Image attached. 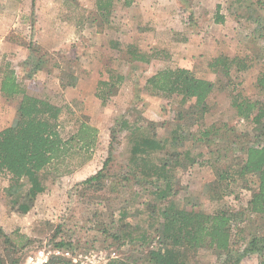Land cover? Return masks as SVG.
Listing matches in <instances>:
<instances>
[{
    "label": "rangeland",
    "instance_id": "rangeland-1",
    "mask_svg": "<svg viewBox=\"0 0 264 264\" xmlns=\"http://www.w3.org/2000/svg\"><path fill=\"white\" fill-rule=\"evenodd\" d=\"M95 1L0 0V69L9 61L31 91H47L57 101L70 102L75 115L87 116L89 123L98 128L97 145L91 149L90 157L82 152L67 158L59 172L53 171L46 179V190L26 200L30 206L28 211H19L13 201L14 192L22 186H11L13 182L9 176L0 177V226L18 243L34 239L28 256L19 264H31L29 257L39 256L41 252L49 258L45 264H52L50 258L58 250L53 245L62 239L61 236L72 243L68 250L59 249L70 251L71 256L65 257L70 258L72 264H81L82 260H87L86 256L92 257L100 251L117 252L118 256L111 257L110 262L123 258L130 250L101 233V228L111 222L108 216L111 211L123 207H126V219L130 223L138 228L148 227L152 212L147 203H143L145 201H140L142 197L137 194V186H131L130 182L126 186L116 185L128 157L127 132L120 127L124 118L153 126V131L162 137L169 136L175 124L181 122L179 111L183 112L184 121L192 122L193 118L195 123L190 130L195 135H186L185 146L194 154L202 152L203 156H198L193 164H181L175 169L172 195L180 198L188 209L199 211L213 213L222 206L208 187L215 179V171L206 162L212 156L210 150L220 156L236 157L237 149H233L241 141L253 145L264 142V138L257 137L253 125L237 115L230 100L236 85L244 89L248 97L264 104V89L257 86V77L264 71V9L256 5V0H131V5L119 0L108 14L99 12ZM219 15L224 19L219 21ZM117 40L136 41L143 49L159 45L168 51L150 63L126 61L110 46V41ZM32 46L48 50L51 57L34 73L33 66L27 63ZM219 54L231 57L251 54L252 65L246 71L236 73L233 70L231 79L236 84L228 85L229 77L209 67L210 60ZM177 66L220 83L208 98L209 110L204 115L188 118L185 110L194 101L183 104L180 97L178 100L176 96L147 89L149 77L167 67ZM106 67L122 73L125 78L117 85L119 91L103 105L97 92L98 81L108 79ZM62 72L77 75L76 84L61 88V79L67 78ZM14 114V106L0 93V130L12 122ZM64 116L71 115L66 112ZM66 122V135L69 136L72 128L75 131L76 122ZM211 126L218 132L201 139L200 132ZM114 129L117 139L112 162L107 168L105 182L108 187L99 193L102 197L98 201H84L93 189L89 188L83 196V181L104 166ZM249 185L255 183L250 181ZM233 189L236 191L226 195L224 205L247 211L252 191L243 188L242 181ZM146 196L151 204L161 205L149 193ZM245 216L248 222L243 233L238 237L233 230V238L240 242L237 245L241 246V252L245 251L232 264H257L259 261L258 252L250 250V234H264V218L248 213ZM57 226L61 227L58 232ZM244 234L247 241L242 239ZM6 245L0 236V253H4ZM192 257L196 264H226L225 253L214 248H199Z\"/></svg>",
    "mask_w": 264,
    "mask_h": 264
},
{
    "label": "trees",
    "instance_id": "trees-1",
    "mask_svg": "<svg viewBox=\"0 0 264 264\" xmlns=\"http://www.w3.org/2000/svg\"><path fill=\"white\" fill-rule=\"evenodd\" d=\"M95 3L99 12L108 14L119 0H96ZM125 3L131 5V0H126ZM255 3L264 9V0H256ZM222 19L224 16L219 15L218 20ZM110 46L126 61L146 63L168 51L166 47L159 45L143 49L136 41H110ZM30 51L27 63L33 66V73L42 68V63L51 59L48 50L41 51L32 46ZM112 59L113 57L110 58ZM252 59L251 54L244 57L219 54L210 60L209 67L231 79L233 70L236 73L248 70ZM5 64V68L0 69V93L6 102L14 106L15 114L12 122L0 130V177L9 176L13 182L11 186H22L21 190L14 192L13 201L19 211L26 212L30 208L26 200L34 199L46 190V179L54 172H59L60 166L67 158L82 152L87 153L86 157H90L91 149L97 145L98 128L89 123L87 116L75 115L70 102L57 101L47 91H31L26 87L27 84L19 79L15 69L11 68L10 62L6 61ZM55 64L58 65L56 62ZM107 72L108 79L98 81L97 96L103 105L107 104L111 95L119 91L120 86L117 85L125 78L122 73L113 69L107 68ZM62 73L67 78L61 79V88L76 84L77 75L71 72ZM230 82L228 85L236 84L232 79ZM219 84L197 76L189 68L177 66L167 67L149 77L146 87L157 94L176 96L178 100L180 97L183 104L194 101V104L185 110L190 118L197 114L202 116L209 110L208 98ZM257 86L264 89V71L257 77ZM233 90L235 92H232L230 97L232 107L241 119L253 125L254 131L258 132L257 137L263 139L264 104L248 97L245 90L238 89L236 85ZM66 112L71 115L69 118L64 116ZM183 117V112L179 111L181 122H177L166 137L159 136L153 131V126L140 123V120H121L120 127L127 132L128 157L116 185L126 186V183L130 182L131 186H137V194L142 197L140 201H145L143 203H147L152 213L148 227L138 228V225L126 219V207L111 211L108 215L111 222L101 228V233L118 241L119 246H125V249L130 251L123 258L121 256L109 264H196L192 261V256L196 250L204 247L223 251L226 256L225 263L232 264L240 259L245 251L241 252V246L237 245L240 242L233 238V230H236L238 237L243 233L247 227V213L264 218V142L253 145L242 144L241 141V144L233 149H237L236 157H228V154L220 156L221 154L210 150L212 156L206 162L215 171V179L208 187L216 200L222 203L215 212L188 209L180 198L172 195L175 169L181 164H193L198 160V156H203L202 152L194 154L191 148L185 146L186 135H195L194 131L190 130L195 121L191 118L192 122H187ZM66 120L76 122L75 131L73 132L72 128L69 136L65 130ZM116 132V129L112 131L109 157L104 166L83 181V196L87 195L89 188L93 189L88 200L83 199L84 201H98L97 199L102 197L99 193L108 187L105 179L108 175L107 168L113 159ZM216 132L218 129L215 126L202 130L201 139ZM241 181L243 188L252 191L247 211L244 212L224 205L226 195L234 193L236 190L233 186ZM250 181L255 185L250 186ZM148 193L161 205L151 204L146 196ZM60 230L61 227L57 226L56 232ZM250 235V250L258 252L257 264H264V234L254 232ZM0 236L7 244L4 253H0V264H19L28 256L31 244L34 243L33 238L21 243L16 242L1 226ZM61 237L62 239L53 245L54 248H71V241ZM246 238L247 235L244 234L242 239ZM50 261L52 264H72L70 258L62 255H52Z\"/></svg>",
    "mask_w": 264,
    "mask_h": 264
},
{
    "label": "built area",
    "instance_id": "built-area-1",
    "mask_svg": "<svg viewBox=\"0 0 264 264\" xmlns=\"http://www.w3.org/2000/svg\"><path fill=\"white\" fill-rule=\"evenodd\" d=\"M56 255H64V256H71L70 251H64L63 250H56L55 251ZM110 255V256H109ZM118 254L115 250H112L110 254H107L103 251H100L94 255H92V257H88L86 256L87 260H82L81 264H107L108 262H110L111 257H117ZM82 258V255L80 256ZM75 261H77V258L74 257L73 258ZM49 258L46 254H44V252H41L39 256H30L29 257V262L31 264H45V262H48Z\"/></svg>",
    "mask_w": 264,
    "mask_h": 264
}]
</instances>
